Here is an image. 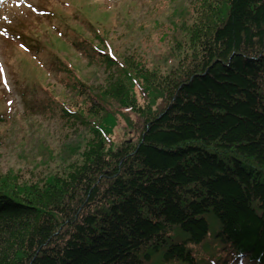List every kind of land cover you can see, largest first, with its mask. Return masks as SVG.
Here are the masks:
<instances>
[{
  "label": "trees",
  "instance_id": "obj_1",
  "mask_svg": "<svg viewBox=\"0 0 264 264\" xmlns=\"http://www.w3.org/2000/svg\"><path fill=\"white\" fill-rule=\"evenodd\" d=\"M182 21L165 74L96 32L40 43L90 138L44 180L0 173V264H264V0H196ZM84 59L115 69L92 95ZM114 114L133 140L111 141Z\"/></svg>",
  "mask_w": 264,
  "mask_h": 264
},
{
  "label": "rangeland",
  "instance_id": "obj_2",
  "mask_svg": "<svg viewBox=\"0 0 264 264\" xmlns=\"http://www.w3.org/2000/svg\"><path fill=\"white\" fill-rule=\"evenodd\" d=\"M195 1L0 0V173H17L27 183L44 180L72 161H80L90 138L86 125L61 116L62 106L78 112L84 102L50 68L47 55L42 54L45 59L38 54L40 43L56 45L54 35L63 41L72 35L77 43L96 32L117 55L131 57L150 72L165 74L178 65L182 51L188 48L183 43L181 31L187 26L182 19ZM60 51L67 56L68 51ZM84 61L79 63L83 74L95 72L88 81L92 95L115 69L100 62L86 67L88 60ZM47 83L51 84L50 99L42 91ZM135 98L143 102L138 95ZM114 106L113 102L104 104L100 119L112 113ZM114 116L111 141L133 140L125 119ZM82 117L92 121L85 113Z\"/></svg>",
  "mask_w": 264,
  "mask_h": 264
}]
</instances>
